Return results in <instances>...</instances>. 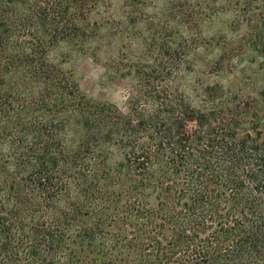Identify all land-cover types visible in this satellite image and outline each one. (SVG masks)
<instances>
[{
	"label": "trees",
	"instance_id": "16d2710c",
	"mask_svg": "<svg viewBox=\"0 0 264 264\" xmlns=\"http://www.w3.org/2000/svg\"><path fill=\"white\" fill-rule=\"evenodd\" d=\"M111 10L0 0V264H264V83L160 63L134 68L128 112L97 103L68 65Z\"/></svg>",
	"mask_w": 264,
	"mask_h": 264
},
{
	"label": "rangeland",
	"instance_id": "374dc122",
	"mask_svg": "<svg viewBox=\"0 0 264 264\" xmlns=\"http://www.w3.org/2000/svg\"><path fill=\"white\" fill-rule=\"evenodd\" d=\"M257 1L244 14L230 0H112L113 25L102 33L97 56L76 54L68 67L83 95L120 112H128L135 69L150 65L171 63L179 79L264 83V25L251 26Z\"/></svg>",
	"mask_w": 264,
	"mask_h": 264
}]
</instances>
